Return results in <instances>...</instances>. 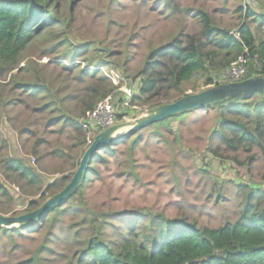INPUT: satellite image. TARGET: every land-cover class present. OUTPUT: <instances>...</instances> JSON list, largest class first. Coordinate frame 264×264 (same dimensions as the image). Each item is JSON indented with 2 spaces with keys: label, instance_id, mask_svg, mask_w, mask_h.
<instances>
[{
  "label": "rangeland",
  "instance_id": "1",
  "mask_svg": "<svg viewBox=\"0 0 264 264\" xmlns=\"http://www.w3.org/2000/svg\"><path fill=\"white\" fill-rule=\"evenodd\" d=\"M244 1L60 0V7L72 42L80 46L92 45L82 51L79 66H86L83 57L92 60L98 57L95 46L98 49L106 47L104 59L116 68L99 65L95 69L97 73L107 75L120 89L143 67L151 49L174 36L199 31V17L192 14L196 8L203 9L217 24L235 32L244 18ZM258 1L264 8V0ZM248 3L256 5L253 0ZM186 7H191L192 11L186 13ZM250 19L251 16L246 21ZM251 26L255 31V24ZM257 33L262 36V29ZM53 42L56 41H47V38L31 41L20 62L24 65L28 59L43 75L42 79L50 88L46 95L35 96L18 87L11 88L14 79L9 76L0 79L2 99H14L13 102H0L3 139L0 140V177L18 197L15 204L14 198L0 193V214L17 215L36 208L55 190L54 187L46 190L49 182L65 176L58 183V187H62L69 180L87 147L85 128L77 130L70 122H54L58 110L37 109L51 99L60 113L79 122L88 111L85 109L82 113L85 105L83 89L97 84L89 77L85 81L76 80L79 67L64 68L66 61L58 58L72 45H63L58 55L51 50ZM12 72L16 73L17 69ZM21 77L35 78V71L16 76ZM216 80L226 82L223 77ZM192 85V81L186 82L184 92L180 94L197 92L215 84L206 85L203 77H198L196 87ZM122 101L116 99V111L126 115L117 118L118 121L130 119L134 114H145L152 107L150 102L141 104L140 99H134V111L122 105ZM217 113L215 107L191 110L150 124L124 138L116 144L114 156H109L105 164L98 163L100 174L85 182L82 195L76 193L77 198L82 196L86 206L95 212L126 209L162 212L169 217H185L210 227H217L227 219H236L247 190L246 186L236 183L264 186V155L255 146L249 151L241 145L235 151L228 149L213 134ZM80 137H84V143L79 142ZM12 152L25 157L42 175V182L36 178L32 180L30 175H20L12 168L5 172L8 167L4 157ZM129 170L130 176L122 174ZM24 199L41 202L30 204L32 207L28 208ZM81 217L82 213L67 209L58 214L50 232L47 219L39 229L26 227L23 234H14L16 245L11 250L9 238H0V264H15L29 257L44 242L45 236L46 246L38 251L39 264L65 263L88 234L80 228L78 220Z\"/></svg>",
  "mask_w": 264,
  "mask_h": 264
},
{
  "label": "trees",
  "instance_id": "2",
  "mask_svg": "<svg viewBox=\"0 0 264 264\" xmlns=\"http://www.w3.org/2000/svg\"><path fill=\"white\" fill-rule=\"evenodd\" d=\"M253 1L256 5L244 1V18L235 32L217 24L203 9L196 8L192 14L199 17V31L174 36L151 49L143 67L129 79L128 86L133 89L130 105H135L134 99H140L141 104L150 102L152 107L173 101L184 95L180 93L184 92L186 82L192 81V86L196 87L198 77H203L206 85L218 84L216 79L222 77L223 71L240 54L249 55V69L243 78L264 74V8L260 1ZM190 11L191 7L185 8L186 13ZM61 13L60 0H0V79L9 76L11 80L14 79L11 88L18 87L22 92L35 96L40 93L46 95L50 88L42 79L43 75L28 59L24 65H20V62L22 53L31 41L47 38V41H56L51 50L58 55L63 45H72L58 58L66 61L64 68L79 67L76 80L85 81L89 77L97 81V84L87 85L83 89L85 105L82 113L85 109L94 108L97 100L109 94L123 99L125 95L118 93V86L113 85L107 75L97 73L95 69L99 65L116 68L104 59L106 47L98 49L95 46L98 57L94 60L83 57L82 62L86 66L80 67L79 56L92 45L89 43L80 46L72 42L66 32L67 21ZM250 16V21H246ZM253 23L255 31L251 28ZM258 29H262V36L257 33ZM253 57H256V61ZM14 69H17L16 73L12 72ZM31 70L35 71V78H16ZM171 92H178L180 95ZM2 95L3 90L0 88V102H13L12 98L3 100ZM213 107L218 110L213 134L228 149L235 151L241 145L249 151L255 146L264 155V88L236 95L204 108ZM45 108L58 110V114L53 117L54 122L62 120L64 123L70 122L77 130L82 129L79 122L60 113L55 101L50 99L37 109ZM123 115L126 114L121 112L117 118L120 119ZM177 115L181 114L165 119ZM0 140L3 141L1 133ZM79 142L84 143V137H80ZM117 143L105 146L93 155L86 169L85 179L76 192L62 205L51 209L47 217L13 228L1 227L0 238H9L10 250L16 245L15 233L23 234L22 230L26 227L39 229L46 223V219L50 232L58 214L69 209L72 213H82L78 223L88 234L62 264H264V186L261 185L249 187L236 183L237 186L244 185L247 188L240 214L236 219H227L217 227L199 225L185 217H169L162 212L127 209L95 212L89 209L82 196L77 198L76 193L82 195L85 182L100 174L98 163L105 164L109 156L116 154ZM4 162L8 167L5 172L12 168L20 175H30L32 180L36 178L42 182V175L25 157L16 152H12V155L6 153ZM122 174L130 176L132 173L129 170ZM64 178L62 176L49 182L46 190L54 187L51 194L57 192L66 184L62 183V187H58V183ZM262 181L264 182V177ZM0 193L14 198L13 201L17 204L18 197L8 189L1 177ZM24 201L28 208L32 207L30 204L41 202L34 199ZM72 225L73 222L69 223V228ZM45 246L46 236L32 255L15 264H39L38 251Z\"/></svg>",
  "mask_w": 264,
  "mask_h": 264
},
{
  "label": "water",
  "instance_id": "3",
  "mask_svg": "<svg viewBox=\"0 0 264 264\" xmlns=\"http://www.w3.org/2000/svg\"><path fill=\"white\" fill-rule=\"evenodd\" d=\"M248 1L249 0H246L247 3ZM263 88L264 74H256L237 81L222 82L197 92L186 93L173 101L164 102L151 107L145 114H134L130 119H121L107 126L95 134L92 142L83 151L77 167L62 189L50 195L46 200L30 211L17 215L0 214V228H13L22 224L36 222L45 217L51 209L62 205L76 192L79 185L85 179V172L93 155L103 147L114 145L139 129L159 122L171 115L204 108L233 96L258 91ZM27 202L28 200H26V203Z\"/></svg>",
  "mask_w": 264,
  "mask_h": 264
},
{
  "label": "built area",
  "instance_id": "4",
  "mask_svg": "<svg viewBox=\"0 0 264 264\" xmlns=\"http://www.w3.org/2000/svg\"><path fill=\"white\" fill-rule=\"evenodd\" d=\"M248 56L247 54H240L237 58L230 63V65L223 71L222 77L229 81H237L243 79L244 75L249 69L248 64ZM253 60L256 61V57H253ZM118 93L122 92L125 96L122 99V105L126 107H132L135 109V106L130 105L131 95L133 93V89H131L128 85H123L120 89L117 90ZM115 96L113 94H109L100 101H98L94 108L88 110L85 115L79 120V124L82 128L86 129V146H88L95 134L117 122V115L122 111L117 112V103ZM122 117H125L123 115Z\"/></svg>",
  "mask_w": 264,
  "mask_h": 264
}]
</instances>
